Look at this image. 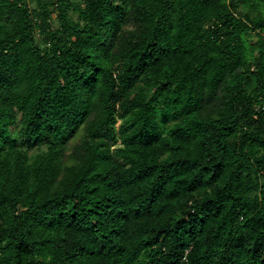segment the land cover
<instances>
[{
    "label": "trees",
    "instance_id": "trees-1",
    "mask_svg": "<svg viewBox=\"0 0 264 264\" xmlns=\"http://www.w3.org/2000/svg\"><path fill=\"white\" fill-rule=\"evenodd\" d=\"M37 2L0 0V264H264V0Z\"/></svg>",
    "mask_w": 264,
    "mask_h": 264
},
{
    "label": "rangeland",
    "instance_id": "rangeland-1",
    "mask_svg": "<svg viewBox=\"0 0 264 264\" xmlns=\"http://www.w3.org/2000/svg\"><path fill=\"white\" fill-rule=\"evenodd\" d=\"M78 2H80L81 0H76ZM29 4H30V7L31 8H35L37 7L38 5V2L37 0H29ZM55 4H50L49 8L51 9V15H50V21L52 22V24L57 27L59 25V19H58V16H57V12L55 10ZM69 14L74 18L76 19L78 17V13L76 11H74L72 8H70L69 10ZM37 36L39 37V40L40 42L44 43L45 42V39H44V33H42V31L38 28L37 29ZM121 122V119L118 120L117 122V127H119V124ZM82 137L83 135L82 134H78L74 137H72L69 142H68V145L71 147L74 143H77L79 142L80 140H82ZM69 152V151H68Z\"/></svg>",
    "mask_w": 264,
    "mask_h": 264
}]
</instances>
